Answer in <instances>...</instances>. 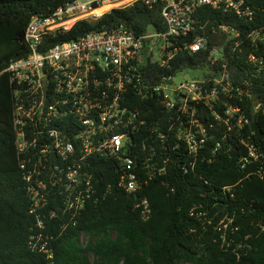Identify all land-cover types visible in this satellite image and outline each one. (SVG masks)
Wrapping results in <instances>:
<instances>
[{"label": "trees", "instance_id": "16d2710c", "mask_svg": "<svg viewBox=\"0 0 264 264\" xmlns=\"http://www.w3.org/2000/svg\"><path fill=\"white\" fill-rule=\"evenodd\" d=\"M68 1L72 0H0V264H264V231L259 228L264 223V39L251 38L258 31L264 36V0H245L252 18L200 8L201 27L169 48L178 47L175 57L164 66L148 58L144 66L146 76L155 82L185 69H207L211 77L229 73L235 89L225 97V109L239 108L244 120L239 124L237 112L232 116L222 113V120L217 121L211 109L199 108L200 120L208 128L204 149L208 161L199 159L197 167L185 173L182 166L189 154L183 142L172 150L177 142L173 134L166 132L162 142L158 132L150 131L152 125L161 126L159 132L167 130L166 111L156 97L144 98L131 87L123 103L143 111L147 122L130 134V154L136 160V173L147 184L128 195L118 186L121 171L117 164L93 158L97 159L92 172L98 180V203H89L76 225L70 223L64 229L68 218L60 212L52 219L42 218V233L54 237V259L30 248V236L40 229L30 213L33 200L27 193L17 148L15 92L7 68L30 53L25 34L31 18ZM162 9L161 2L137 0L112 9L97 21L76 22L71 29L47 37L41 49L120 26L137 36L148 33L149 27L156 33L165 32ZM196 34L208 36V48L195 53L182 49ZM215 47L223 51L212 63L210 52ZM147 111L149 115L144 116ZM217 143L221 148L213 153ZM162 145L169 149L160 151ZM154 163L166 165L167 171L149 179L152 169L146 165ZM109 185V193L102 197ZM142 198L151 204L148 220L135 208ZM194 208L193 213L205 211L206 216L199 219L192 214ZM223 217L232 218L225 232L216 229ZM81 231L90 237L86 248L79 242Z\"/></svg>", "mask_w": 264, "mask_h": 264}, {"label": "built area", "instance_id": "2783aa9c", "mask_svg": "<svg viewBox=\"0 0 264 264\" xmlns=\"http://www.w3.org/2000/svg\"><path fill=\"white\" fill-rule=\"evenodd\" d=\"M135 1L72 0L47 14L34 15L25 34L30 53L12 61L7 68L14 84L17 148L27 193L33 200L30 213L36 216V226L40 229L38 234L30 236L28 244L32 250L46 253L48 259L55 257L54 237L42 233L45 229L42 218L52 219L60 212L68 218L64 229L70 223L76 225L89 203L96 204L100 200L95 196L99 190L98 180L92 172L97 159L93 158L117 164L121 171L118 186L128 195L137 193L148 182L136 173V160L130 154V134L136 133L147 121L141 115L143 111L124 105L129 88H136L144 98L156 97L166 111L167 130L159 132L162 127L152 125L150 131L158 132L162 142L166 132L173 134L177 142L170 148L172 150L178 149L183 142L189 154L182 166L185 173L195 169L199 159L208 161L204 152L209 140L208 128L200 120V107L211 109L217 121L222 120V113L232 116L237 112H240L239 124L244 120L239 108L225 109V97L235 89L228 72L214 77L206 75L204 79L184 77L177 85L178 73L155 82L143 69L148 58L164 66L175 57L178 47L169 48L197 32L201 27L198 12L202 7L252 18L253 11L248 5L244 7L245 0H144L162 3L165 32L137 36L120 26L41 49L47 37L71 29L76 22L97 21L112 9L124 8ZM103 7L109 8L98 12ZM223 29L228 31L229 28L224 25ZM155 37L163 42L158 57L154 53ZM251 38L262 41L264 36L258 31L252 33ZM208 44V36L196 34L191 44L184 43L182 49L195 53L206 50ZM166 49L169 50L165 54ZM222 51L220 47L211 50L212 63L220 58ZM149 113L147 111L144 116ZM249 147L254 156L253 147ZM220 148L221 144L217 143L212 147L213 153ZM162 149L169 147L162 145L160 151ZM168 160L164 159V163ZM146 166L152 169L149 179L167 171L166 165ZM109 191L110 185L101 196ZM135 208L140 210L143 220L151 217L148 199L137 201ZM193 212L195 208L192 214L199 219L206 216L205 211ZM227 222L231 223L232 218L223 217L216 229L225 232ZM259 228L264 231V223L259 224ZM83 236L87 237L85 243ZM89 241L90 237L81 231L80 245L86 248ZM90 255L94 262V254Z\"/></svg>", "mask_w": 264, "mask_h": 264}, {"label": "rangeland", "instance_id": "374dc122", "mask_svg": "<svg viewBox=\"0 0 264 264\" xmlns=\"http://www.w3.org/2000/svg\"><path fill=\"white\" fill-rule=\"evenodd\" d=\"M148 32L151 34L156 33L152 27H149ZM153 41L157 44L154 48V51H155L154 53H155V56L158 57L159 53H160V48H161V45L163 42L160 41L157 37L153 38ZM207 74H208L207 69H202V68L185 69L184 71L179 72L176 75L175 84L179 85L184 80V77H186L189 80L204 79ZM86 240H87V237L83 236V243H85ZM90 257H91V255H90Z\"/></svg>", "mask_w": 264, "mask_h": 264}, {"label": "bare ground", "instance_id": "6f19581e", "mask_svg": "<svg viewBox=\"0 0 264 264\" xmlns=\"http://www.w3.org/2000/svg\"><path fill=\"white\" fill-rule=\"evenodd\" d=\"M109 7H103L101 9L98 10V12H103L104 10H107Z\"/></svg>", "mask_w": 264, "mask_h": 264}]
</instances>
